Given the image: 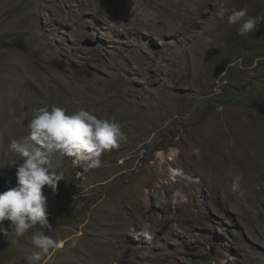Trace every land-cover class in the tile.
Wrapping results in <instances>:
<instances>
[{
  "label": "rangeland",
  "instance_id": "obj_1",
  "mask_svg": "<svg viewBox=\"0 0 264 264\" xmlns=\"http://www.w3.org/2000/svg\"><path fill=\"white\" fill-rule=\"evenodd\" d=\"M76 1L89 9L84 24L62 25ZM93 1L0 0V192L17 186L22 159L9 145L27 135L35 109L101 100L105 77L126 60L161 65L137 76L120 68L128 96L112 103L132 115L109 113L126 141L103 154V166L85 172L67 158L58 190L44 187L46 234L58 247L41 264H264V0L218 2L200 70L187 59L201 40L196 48L170 38L161 51L145 42L151 57L141 56L129 37L97 25ZM241 9L256 19L245 36L227 22ZM168 58L182 60L174 67ZM219 124L229 130L225 151ZM209 159L222 173L211 174ZM34 251L30 234L15 243L0 234V264H27Z\"/></svg>",
  "mask_w": 264,
  "mask_h": 264
},
{
  "label": "clouds",
  "instance_id": "obj_2",
  "mask_svg": "<svg viewBox=\"0 0 264 264\" xmlns=\"http://www.w3.org/2000/svg\"><path fill=\"white\" fill-rule=\"evenodd\" d=\"M218 15L223 18V11ZM247 15V10L241 9L227 19L229 25H240L241 36L256 26L255 18L243 19ZM26 131V136L9 145L22 162L16 164L17 186L0 192V234L12 243L28 239L30 234V243L38 251L26 257L27 264H41L42 258L58 247V242L46 234L52 225L44 187L58 190L65 179L67 158L85 172L99 169L103 154L119 148L126 137L114 117L101 118L82 107L72 113L57 106L37 108ZM148 227L145 224L142 229L145 236L149 235ZM75 244L73 241L72 246Z\"/></svg>",
  "mask_w": 264,
  "mask_h": 264
},
{
  "label": "bare ground",
  "instance_id": "obj_3",
  "mask_svg": "<svg viewBox=\"0 0 264 264\" xmlns=\"http://www.w3.org/2000/svg\"><path fill=\"white\" fill-rule=\"evenodd\" d=\"M72 1L74 0H71V1L69 0V2H72ZM98 1L99 0H95L91 2V4L89 5L90 8H93L90 11L91 12L90 16H92V18L97 21V25H100L102 27H104L105 25L107 29L111 30L113 33H116V35L118 36L129 37L130 41L128 43V47L136 48L137 50H139V52L141 53V56L144 55V57L145 56L148 58L151 57L150 51L148 50L149 48H147L148 46L146 47L145 42L149 43L151 46L161 51L164 47L169 46V42L167 39H170V38H174L175 39L174 42H181L183 45L188 44L190 42H193V43L195 42L194 44L196 48L199 46V41L201 40V43H200L201 49L199 51L197 50L194 51L196 52L194 56L192 58L190 57L187 59L190 61L191 67L193 68V70L201 69V66L203 65V62L205 60L204 55L208 52V43L206 41V37L208 35L210 36V33H211L207 31V29L209 26H211V24H213L212 22H209V21L208 23L207 22L205 23V21L208 20V18L212 14H214L215 10L218 8V5H219L218 2H220L221 0H118L116 4L106 6L107 9H105L102 3L101 4L97 3ZM76 2H78L77 6L71 4L70 7H68L69 19L68 21L61 20L60 23L62 25L67 26L69 25V22H72V21H73V24H75V22L80 23L83 16L87 14L86 12L89 9L87 6H85V3L79 2V1H76ZM96 5L99 6V10ZM78 8H80V10ZM76 10H79V11H76ZM105 16H108L109 18H105ZM179 20L181 21V23H179ZM214 25L215 23L213 24V26ZM213 26H212V29H213ZM204 29H206V32L199 34L200 30L203 31ZM160 41L162 43L161 46L159 45ZM181 60H182L181 58H179L178 60L176 59L174 61H172V58L167 59L169 64L174 67H176L177 64H179ZM151 64L156 65L157 69L152 70L153 66H151ZM139 65H140L139 68L135 69L131 65L129 60H126L125 64L119 66L118 69H116L117 70L116 73L114 72V74L110 77H105V78H108V80L105 82V85L103 86V89H104L103 92H105V94L101 98V100L92 101V102L84 101L82 102L83 104L78 103L77 105L80 104V106L73 108L72 110L71 109L69 110L68 108H66L67 111L69 113H72L74 111H78L82 107V108H85L86 110H89L90 112L95 113L97 116L103 117V118L111 117L109 116L110 112L114 113V117H117V118L124 119L126 117H129L130 115H132L131 113H129L128 111L123 112V111L118 110L117 107H115L116 105L112 103V100L115 97L118 100L120 97L128 96L126 92L127 85L124 83V81L121 78L120 68H122L123 66H127V67L131 66L130 69L133 71L132 74L134 76L136 74L138 75L142 73L145 74L146 71L150 72V71L161 70V65L159 64V62L154 63L150 61L148 63H145V65H148V67H145L144 63L139 64ZM141 66H144L147 69L141 70ZM170 73H172L173 78L177 74V72H170ZM192 74L194 75V73ZM156 83H158L157 79H155L151 84L155 85ZM127 90H128V93H130L129 88H127ZM98 104L101 105L102 107H98L97 106ZM133 127H136V126H133ZM224 128L225 127L220 126V124L214 126V132L218 137L216 138L217 146L218 147L222 146L223 151H225L227 148L226 137L228 133L226 132L229 131ZM159 158L161 159V161L166 160V156L164 153H159ZM263 158H264V153H262L261 155V159ZM171 159L172 158H170V160ZM193 159L194 161L196 160L195 157H193ZM208 161L210 163L209 168H210L211 174H215V173L219 174L220 172L222 173V171H220L219 168L223 170L222 168L223 166L212 165L211 159H209ZM214 162L215 160L213 161V163ZM227 177H230V176L228 175ZM62 246H63V242L61 243L60 247Z\"/></svg>",
  "mask_w": 264,
  "mask_h": 264
}]
</instances>
